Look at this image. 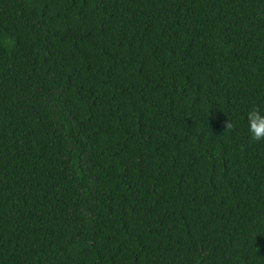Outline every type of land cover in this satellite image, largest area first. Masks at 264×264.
<instances>
[{"label":"trees","instance_id":"obj_1","mask_svg":"<svg viewBox=\"0 0 264 264\" xmlns=\"http://www.w3.org/2000/svg\"><path fill=\"white\" fill-rule=\"evenodd\" d=\"M254 106L264 0H0V264H264Z\"/></svg>","mask_w":264,"mask_h":264},{"label":"clouds","instance_id":"obj_2","mask_svg":"<svg viewBox=\"0 0 264 264\" xmlns=\"http://www.w3.org/2000/svg\"><path fill=\"white\" fill-rule=\"evenodd\" d=\"M248 132L250 139L255 142L264 140V114L261 113L257 107H252L247 112ZM234 124L232 121L226 120L224 128L227 130L233 129Z\"/></svg>","mask_w":264,"mask_h":264}]
</instances>
